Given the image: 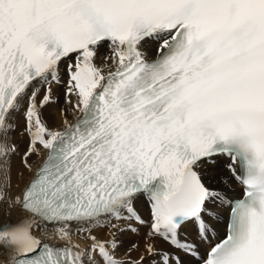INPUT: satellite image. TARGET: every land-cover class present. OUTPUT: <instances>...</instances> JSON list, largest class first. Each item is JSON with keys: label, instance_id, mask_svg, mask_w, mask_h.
<instances>
[{"label": "snow or ice", "instance_id": "obj_1", "mask_svg": "<svg viewBox=\"0 0 264 264\" xmlns=\"http://www.w3.org/2000/svg\"><path fill=\"white\" fill-rule=\"evenodd\" d=\"M0 264H264V0H0Z\"/></svg>", "mask_w": 264, "mask_h": 264}, {"label": "bare ground", "instance_id": "obj_2", "mask_svg": "<svg viewBox=\"0 0 264 264\" xmlns=\"http://www.w3.org/2000/svg\"><path fill=\"white\" fill-rule=\"evenodd\" d=\"M60 107H67L66 105H64L63 103V98H61V101H60V105L58 106H55L53 108H49L47 111H46V115H48L50 117V125H54L56 127H60V117L58 115V109ZM76 115H74L71 110H69L68 112V119L71 123H73L75 120H76ZM20 147H21V150L24 149L25 147V144L24 142H21L20 144ZM238 185H237V189H238ZM142 214L145 216V218H147V212L146 211H143L142 210ZM123 239L125 240V243L129 242V241H132V240H136V239H139L138 237H133V236H126V237H123ZM72 240H73V243H82L81 240H79V238L77 236H73L72 237ZM50 243H56L55 240H50L49 241Z\"/></svg>", "mask_w": 264, "mask_h": 264}]
</instances>
